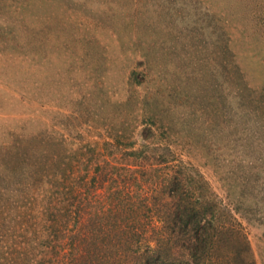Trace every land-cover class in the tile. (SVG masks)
<instances>
[{"label": "rangeland", "instance_id": "rangeland-1", "mask_svg": "<svg viewBox=\"0 0 264 264\" xmlns=\"http://www.w3.org/2000/svg\"><path fill=\"white\" fill-rule=\"evenodd\" d=\"M118 133L193 165L237 232L220 253L264 264V0H0V153Z\"/></svg>", "mask_w": 264, "mask_h": 264}, {"label": "trees", "instance_id": "trees-1", "mask_svg": "<svg viewBox=\"0 0 264 264\" xmlns=\"http://www.w3.org/2000/svg\"><path fill=\"white\" fill-rule=\"evenodd\" d=\"M155 144L118 133L48 160L25 157L22 144L1 150L0 264H229L220 253L237 236L229 212L193 165L156 156ZM23 161L25 177L7 188V169ZM40 185L43 194L22 193ZM240 251L237 264H253Z\"/></svg>", "mask_w": 264, "mask_h": 264}]
</instances>
